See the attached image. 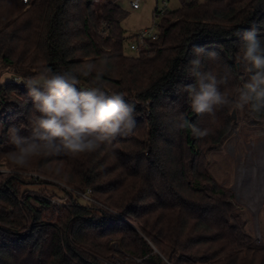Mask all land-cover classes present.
Segmentation results:
<instances>
[{
  "label": "trees",
  "instance_id": "1",
  "mask_svg": "<svg viewBox=\"0 0 264 264\" xmlns=\"http://www.w3.org/2000/svg\"><path fill=\"white\" fill-rule=\"evenodd\" d=\"M29 3L25 9L20 0H0V60L14 67L12 76L0 79V159L13 164L10 128L30 135L33 102L25 81L43 67L63 72L97 64L105 89L122 92L134 105L136 127L97 152L36 157L28 165L90 188L118 212L68 195L61 185L44 186L50 196H66L56 205L46 194L24 193L17 175L1 182L0 264H104L101 257L114 254L132 256L124 264H264V243L246 227L234 190L207 169L208 151L231 130V109L197 114L184 90L194 83L192 49L201 46L219 54L215 62L202 58L204 70L230 73L221 90L235 94L243 76L235 62L243 40L236 33L256 24L264 41V0H181L176 10L157 8L158 37L136 55L124 52L135 34L126 35L118 0ZM90 80L81 77V85ZM181 114L211 134L197 139L190 128L175 129ZM237 114L249 123L264 120L248 110Z\"/></svg>",
  "mask_w": 264,
  "mask_h": 264
},
{
  "label": "clouds",
  "instance_id": "2",
  "mask_svg": "<svg viewBox=\"0 0 264 264\" xmlns=\"http://www.w3.org/2000/svg\"><path fill=\"white\" fill-rule=\"evenodd\" d=\"M236 34L243 40L235 55L243 76L234 95L221 90L228 84L230 73L220 75L204 70L203 59L215 62L219 54L206 53L201 46L192 49L194 58L189 61V72L194 83L184 90L197 114L215 116L224 107L264 114V41L256 24ZM107 63V57L101 60V64ZM103 75V68L89 62L63 72L43 67L27 79L25 86L33 102L28 117L30 135L24 137L17 128L9 129L10 143L14 145V151L9 153L11 162L24 168L36 157L94 153L111 146L118 136L134 134V105L126 102L122 92L106 90ZM81 77L91 78L88 87L81 85ZM173 126L177 130L190 128L197 139L211 134V129L189 124L183 114L176 117Z\"/></svg>",
  "mask_w": 264,
  "mask_h": 264
},
{
  "label": "rangeland",
  "instance_id": "3",
  "mask_svg": "<svg viewBox=\"0 0 264 264\" xmlns=\"http://www.w3.org/2000/svg\"><path fill=\"white\" fill-rule=\"evenodd\" d=\"M132 1L134 0H118L122 8V25L126 30L127 36H132L140 30L152 28L156 22L154 13L157 8L159 11L164 10V8L173 11L178 9L181 4V0H140V7L134 9L131 5ZM29 6L30 3L26 4L25 9ZM124 52L130 54L128 42L125 44ZM13 68L14 67L6 65L0 60V79L3 80L4 78L12 76L11 71ZM32 68L35 69L34 67ZM36 71L39 72L38 70ZM11 78L13 80L19 79V77ZM229 113L232 115L233 125L223 141L208 151V173L215 178L218 183L229 186L234 190V200L243 211V216L246 219V227L252 232L257 242L264 243V191L260 194L261 199L258 210L254 209L249 199L258 196L261 190V182H264V172L263 181L259 179L258 186L254 187V185H252L251 169L245 172L240 168L242 167L241 165L247 166L249 163V165L252 164L251 168H255L254 165H258L259 161L257 160L260 157V152L264 151V120L256 123H249L247 120L238 117L237 111L231 109ZM258 168L259 167H257V169ZM43 169L47 170L46 167H43ZM39 171L43 172L39 168H31L29 166L21 168L11 164L8 160L0 159V186L1 182L6 177L11 174L17 175L21 178V182L18 183V186L24 190V193L46 194L48 197H52L50 199H52V202L56 205L62 204L66 199L65 195L59 196V194L50 196L51 194L47 192L57 185H61L68 190V195L74 194L78 196L81 195V192L88 190L89 195L81 196L91 201L94 206L118 212L108 205L101 194L95 192L93 194L90 188L87 190H85V188H77V186L69 185L62 179L54 177L48 172H46L47 174H41ZM256 174L259 176V171H257ZM238 177L240 178L239 184L242 187L239 189L237 188ZM37 178H42L49 183H36L34 180ZM44 186H47L48 190H45ZM59 192L61 193V191ZM129 221L134 225L136 224V226L139 225V223L131 219H129ZM111 245L114 248H119L116 241H113ZM85 251L94 253L88 248H85ZM114 256V259L101 258L104 264H124L123 259L132 257L129 254L125 256L114 254ZM133 258L138 262L141 261V258L136 256H133Z\"/></svg>",
  "mask_w": 264,
  "mask_h": 264
},
{
  "label": "built area",
  "instance_id": "4",
  "mask_svg": "<svg viewBox=\"0 0 264 264\" xmlns=\"http://www.w3.org/2000/svg\"><path fill=\"white\" fill-rule=\"evenodd\" d=\"M25 4H29L30 0H20ZM134 9L140 7V0H134L131 2ZM159 31L157 29V24L155 23L152 28L144 29L138 31L134 36L128 41V49L131 54H138L143 48L147 46L149 40H154L158 37ZM83 196L89 195L88 190L80 193Z\"/></svg>",
  "mask_w": 264,
  "mask_h": 264
},
{
  "label": "bare ground",
  "instance_id": "5",
  "mask_svg": "<svg viewBox=\"0 0 264 264\" xmlns=\"http://www.w3.org/2000/svg\"><path fill=\"white\" fill-rule=\"evenodd\" d=\"M251 158V157H250ZM257 161H259V163H258V165H254L255 166V168H251V165H247V166H245V165H241L242 167H240L241 169H242V171H248V170H250L251 169V171H252V174H251V176H252V185H254V187H257L258 186V180L260 179V181H263V172H264V151L263 152H260V157H259V159L257 160ZM245 166V167H244ZM257 167H259L258 169H257ZM257 171H259V176L256 174L257 173ZM240 177V176H239ZM238 177V181H237V188L239 189L241 186H240V184H239V180H240V178ZM251 179V178H250ZM241 182V181H240ZM260 183V182H259ZM264 183V182H263ZM262 182H261V190L259 191V194H258V196H254V197H251V198H249L250 199V201H251V204L253 205V207H254V209H257L258 210V208H259V205H260V199H261V196H260V194H262L263 193V191H264V184H263ZM242 188V187H241ZM246 195V194H245Z\"/></svg>",
  "mask_w": 264,
  "mask_h": 264
}]
</instances>
